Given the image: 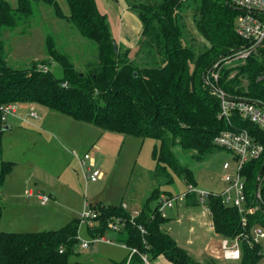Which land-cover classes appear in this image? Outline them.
I'll list each match as a JSON object with an SVG mask.
<instances>
[{
  "label": "trees",
  "instance_id": "trees-1",
  "mask_svg": "<svg viewBox=\"0 0 264 264\" xmlns=\"http://www.w3.org/2000/svg\"><path fill=\"white\" fill-rule=\"evenodd\" d=\"M36 1L16 0L13 6L9 0H0V105L33 102L103 130L154 138L158 145L153 149L156 165L152 173L158 183H171L174 173L186 184L195 185L191 170L175 155L174 145L205 154L216 146L213 139L220 131L243 128L264 147V131L237 111L232 112L230 122L220 118L218 91L264 108V46L251 52L244 62L239 60L235 67L224 65L221 59L246 43L235 31L234 21L239 11L231 0L229 4L226 0L133 3L130 8L142 24L139 60L130 58V48L117 44L108 17L98 8L96 0H67V16L62 14L56 0H43L53 7L56 16L73 23L96 46L94 62L87 66L86 72L75 71L70 56L61 53L48 36L46 53L59 65L60 76L49 70L48 60L42 64L34 62L28 68H14L6 61L2 32L5 28L13 30L20 21L30 18ZM188 9L204 41L199 48L191 40L194 38L185 35L182 17ZM218 58L221 61L214 67L212 63ZM233 70L235 75L229 77ZM211 72L218 73L217 79ZM207 77L212 86L205 81ZM2 131L0 125V188L13 165L1 155ZM263 163L264 151L242 167L247 205L254 208L246 215L245 227L235 208L224 205L220 197L207 198L216 233L231 238L249 232L256 225L264 226V168L258 184L259 197L255 195ZM161 194L159 187L155 188L134 218L121 204L94 205L97 223L87 224L88 233L103 236L108 231L114 232L108 223L123 219L124 225L114 233L116 242L126 247L128 253L114 264H144L143 254L149 262L162 255L172 264H217L212 260L197 261L162 230L165 217L158 212ZM190 197L196 196L189 194L184 201ZM152 200L156 201L154 207L150 206ZM194 202L199 203L197 198ZM1 217L0 203V221ZM79 222L73 219L60 228L43 231L0 229V264H71L70 257L79 242ZM133 248L136 252L131 253ZM240 251L239 260L222 264H258L262 258L260 242L241 240Z\"/></svg>",
  "mask_w": 264,
  "mask_h": 264
},
{
  "label": "rangeland",
  "instance_id": "rangeland-1",
  "mask_svg": "<svg viewBox=\"0 0 264 264\" xmlns=\"http://www.w3.org/2000/svg\"><path fill=\"white\" fill-rule=\"evenodd\" d=\"M9 1L16 5V0ZM139 1L96 0L98 8L110 17L112 33L121 28L118 20L121 8L128 6L135 14L130 6ZM56 2L62 14L69 15L67 0ZM32 8L30 18L20 21L13 30L5 28L2 32L7 64L14 68H28L34 62L42 64L48 60L49 70L60 76L59 65L46 53V38L51 36L56 48L70 56L75 71L86 72L87 66L94 62L96 46L93 42L84 38L73 23L56 16L53 7L43 0L36 1ZM182 18L186 37L194 38L191 40L199 48L204 41L195 28L191 11H184ZM124 23L127 29L123 25L122 32L125 38H130V58L139 60L141 35H137L138 31L130 26L129 20H124ZM232 53L233 50L228 56ZM221 59L228 67H235L239 61L229 60L230 57L227 59L225 56ZM221 59L215 60L214 64ZM235 73L233 70L229 77ZM207 79L209 77L205 78L206 82ZM16 107L14 114L0 113L3 128L1 155L4 160L13 162L0 188V229L10 232L43 231L60 228L78 219L79 242L75 246V254L70 257L71 264H114L127 255L126 248L116 242L115 233L111 231L105 236L113 243L100 241L83 248L82 240L92 237L87 231V220L82 219L83 211L95 210L93 206L98 201L121 204L126 212L127 205L134 218L138 215L134 212L141 208L155 188L159 187L161 193L166 195L181 192L188 186L182 177L172 172L171 183H158L153 177L156 165L153 149L158 145L154 138H137L103 130L92 123L78 121L33 102L16 104ZM30 110L36 117L29 115ZM172 149L180 163L191 170L198 188L218 192L226 186L225 177L235 173L233 154L224 148L215 146L205 154L183 150L178 145ZM83 153L90 156L87 166L100 171L96 182L86 178L89 174L86 165L80 167L75 158ZM225 162L230 164L229 169L223 168ZM29 190L33 191V195L28 194ZM38 194L50 197L49 202L42 205L37 199ZM155 205L156 201L152 200L150 206ZM177 205L178 211L173 209L175 206L165 209L167 219L161 228L172 236L178 246L184 250L188 248L192 256L202 259L200 262L212 260L217 264L230 263L221 252L223 237L215 235L210 228L209 211L203 214L202 205L190 206L186 201ZM251 209H254L253 206ZM91 223L95 225L97 222L94 220ZM258 229L264 231V226L259 224ZM259 242L262 258L258 264H264V237ZM150 264H154L153 260Z\"/></svg>",
  "mask_w": 264,
  "mask_h": 264
},
{
  "label": "built area",
  "instance_id": "built-area-1",
  "mask_svg": "<svg viewBox=\"0 0 264 264\" xmlns=\"http://www.w3.org/2000/svg\"><path fill=\"white\" fill-rule=\"evenodd\" d=\"M231 3L239 11L234 22L235 31L246 43L241 49L227 56V59L230 57L229 60H244L251 52H254L260 46H264V0H231ZM233 56L235 57L234 59ZM218 63L219 62H216L214 67H216ZM42 69L47 71L46 66H43ZM212 76L214 79H217L218 73L213 72ZM209 80L207 83L212 86ZM218 94L221 101L220 118L224 119L226 122H230L232 112L237 111L243 119L257 125L264 131V108L246 99L228 101L226 98L230 97L226 96L222 91H218ZM16 112V104L9 103L0 105L1 114H14ZM29 115L31 117H36L33 110L29 111ZM213 143L220 148L229 150L235 159V173L233 176L227 175L225 177L224 181L226 186L220 192L213 193L189 184L186 186V189L181 192L171 195L161 194L158 212L162 217H166L165 209L173 207L179 202H183L189 194H194L199 204L208 209L206 205L207 198L213 195L220 197L224 205L235 208L241 217L242 226L245 227L247 221L246 215L252 213L253 210L251 206L247 205L246 183L245 177L242 174V167L245 163L259 158L264 151V147L250 135L248 130L243 128L222 130L214 137ZM89 159L90 156L88 153H83L79 156L80 165H85L86 161ZM229 167L230 164L228 162L223 164L224 169H229ZM88 173L86 178L91 182L97 181L100 176V171L97 169L91 170L89 168ZM38 199L41 204H46L49 202L50 197L38 194ZM97 216L98 212L92 208L82 213V219L87 220L88 224H92L91 221H94ZM123 225L124 222L121 218H116L108 223V227L114 232H119ZM140 230L144 232L143 228H140ZM263 237L264 231L259 230L258 225L251 228L249 232H241L231 238L224 237L221 244L223 258L229 262L239 260L241 254V240L259 242V239ZM100 241L113 243V240H110L108 236H92L89 240H82V247L86 248L90 244ZM134 252H136V250L133 248L131 253ZM141 258L144 264H150L146 254L141 255Z\"/></svg>",
  "mask_w": 264,
  "mask_h": 264
},
{
  "label": "crops",
  "instance_id": "crops-1",
  "mask_svg": "<svg viewBox=\"0 0 264 264\" xmlns=\"http://www.w3.org/2000/svg\"><path fill=\"white\" fill-rule=\"evenodd\" d=\"M104 13V12H103ZM120 16L118 17V20H119V22H120V29L119 30H117V32H115V33H112V35H113V37H114V39H115V41L117 42V44L118 45H122V46H125V47H127V48H130V50H131V47H130V43H129V40H130V38H125L124 36H123V32H122V27H123V25L125 24L124 23V20H129V23H130V26L131 27H134L135 28V30H136V32L138 31V34L137 35H141V28H142V24H141V22H140V20H139V18L138 17H136L137 15H135L129 8H128V6H123L122 8H121V10H120ZM106 15H107V17H108V20H109V22H110V17L108 16V14H107V12H106ZM124 29L126 30L127 28L125 27V25H124ZM122 32V33H121ZM140 39V38H139ZM136 45V44H135ZM79 156H81V155H76L75 156V158H76V160H77V162H78V164H79V166L80 167H82L83 168V165H80V162H79ZM89 161V160H88ZM88 161H86V163H85V165H86V167H87V171H88V169H89V166H87L88 165ZM96 182V181H95ZM221 191V190H220ZM220 191H218V192H220ZM211 192V191H210ZM218 192H213V193H218ZM28 194L29 195H33V191L32 190H29V192H28ZM194 198H196V197H190V198H188V200H186V202H187V205H195V204H198V205H201V204H199V203H195L194 202ZM37 199H38V197H37ZM39 200V199H38ZM103 204V205H108V204H105L104 202H97V204ZM47 204V203H46ZM111 204V203H110ZM178 204V203H177ZM175 205V207L173 208V209H176L177 211H178V205ZM42 205H45V204H42ZM112 205H114V204H112ZM117 205V204H116ZM143 205V204H142ZM93 205L91 204V207H92ZM126 207V209L128 210V207H127V205L125 206ZM141 208H142V206H141ZM140 208V209H141ZM140 209L138 210V211H135L134 212V214L135 213H139V211H140ZM202 209L204 210L203 211V214H205V211H207L208 209H206L205 207H203L202 206ZM177 211H176V213H177ZM209 211V210H208ZM131 213V212H130ZM209 214H210V211H209ZM210 216H211V214H210ZM167 219V215H166V217H165V220ZM1 222V221H0ZM1 224V223H0ZM211 227V229L213 230V232L215 233V235H217V236H221L219 233H216L215 231H214V229H213V227H212V219H211V225H210ZM2 229V228H1ZM2 230H5V229H2ZM163 230V229H162ZM6 231V230H5ZM165 232H167V231H165ZM168 233V232H167ZM169 234V233H168ZM223 237V236H222ZM224 238V237H223ZM122 246V245H121ZM124 247V246H123ZM124 248H126V247H124ZM126 251H127V253H128V249L126 248ZM186 251L188 252V254H190L191 256H192V254H191V252L188 250V248L186 249ZM126 256V255H125ZM192 257H194V256H192ZM194 259H196L195 257H194ZM197 261L199 260V261H202V259H196ZM203 261H206V260H203ZM153 263L154 264H172L169 260H167L164 256H162V255H160V256H158V257H156L154 260H153Z\"/></svg>",
  "mask_w": 264,
  "mask_h": 264
},
{
  "label": "water",
  "instance_id": "water-1",
  "mask_svg": "<svg viewBox=\"0 0 264 264\" xmlns=\"http://www.w3.org/2000/svg\"><path fill=\"white\" fill-rule=\"evenodd\" d=\"M228 1H229V0H226V3L229 4ZM241 48H242V46H241V47H238V48H235V49L233 50V52L238 51V50L241 49ZM212 64L214 65V62H213ZM135 75H136V73H135ZM226 100H228V101H230V100H235V101H236V99H230V98H226ZM256 104H257V103H256ZM257 105H258V104H257ZM258 106L262 107L261 105H258ZM262 108H263V107H262ZM263 168H264V163L262 164V167H261V169H260V171H259V173H258V176H257V181H256V191H255V195H256V197H258V184H259V180H260V176H261V174H262Z\"/></svg>",
  "mask_w": 264,
  "mask_h": 264
}]
</instances>
